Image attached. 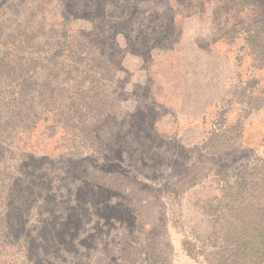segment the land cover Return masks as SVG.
I'll return each instance as SVG.
<instances>
[{"label": "rangeland", "instance_id": "obj_1", "mask_svg": "<svg viewBox=\"0 0 264 264\" xmlns=\"http://www.w3.org/2000/svg\"><path fill=\"white\" fill-rule=\"evenodd\" d=\"M263 207L264 0H0V264L221 261Z\"/></svg>", "mask_w": 264, "mask_h": 264}, {"label": "trees", "instance_id": "obj_2", "mask_svg": "<svg viewBox=\"0 0 264 264\" xmlns=\"http://www.w3.org/2000/svg\"><path fill=\"white\" fill-rule=\"evenodd\" d=\"M230 226L232 230L225 239L227 250L223 252L228 254V259L222 257L221 261L207 264H264V207L258 209L255 216L245 214L243 220H233Z\"/></svg>", "mask_w": 264, "mask_h": 264}]
</instances>
